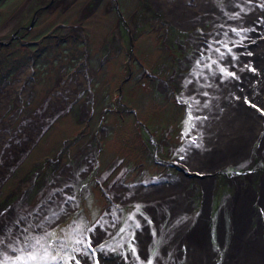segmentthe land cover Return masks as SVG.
I'll return each mask as SVG.
<instances>
[{
    "label": "rangeland",
    "instance_id": "obj_1",
    "mask_svg": "<svg viewBox=\"0 0 264 264\" xmlns=\"http://www.w3.org/2000/svg\"><path fill=\"white\" fill-rule=\"evenodd\" d=\"M118 3L120 13L114 0H0V120L14 145L34 135L0 177V264H15L3 250L13 246L35 251L28 264H193L185 233L198 224L205 232L199 249L209 251L199 264H228L237 230L231 198L247 185L254 190L249 227L259 222L264 236V108L247 86L259 91L249 82L259 76L264 92V0ZM33 15L30 30L7 45ZM43 33L79 41L76 58L55 50L57 58H40L33 73L24 62L7 76L17 56L9 46L21 51ZM229 86L242 91L238 101ZM227 107L253 117L243 153L210 171L189 169L187 150L197 152V140ZM64 167L75 178L66 181ZM72 180L69 193L55 184ZM179 183L169 195H182L184 207L153 187ZM137 187L144 190L129 191ZM43 189L50 192L35 203L38 227L27 208ZM251 244L263 252L261 242Z\"/></svg>",
    "mask_w": 264,
    "mask_h": 264
},
{
    "label": "bare ground",
    "instance_id": "obj_2",
    "mask_svg": "<svg viewBox=\"0 0 264 264\" xmlns=\"http://www.w3.org/2000/svg\"><path fill=\"white\" fill-rule=\"evenodd\" d=\"M220 14L219 11H217L214 15ZM254 19H258L259 17H253ZM257 21V20H256ZM187 23V21H184ZM263 35H264V26L262 28ZM248 35V34H247ZM249 46V45H248ZM261 48V46L257 45ZM264 64V62H261ZM259 67V65L257 66ZM262 67V66H260ZM259 69V68H258ZM264 69V68H260ZM258 73V72H257ZM254 74V73H253ZM261 77L264 76V72L260 73ZM251 80L249 82L256 83L259 86V91H254L256 86H254V89L250 86L249 93H252V98L254 97L257 99V102L260 104L259 108L263 110L264 108V92L263 89L260 88L261 85H263V81L260 79L259 76L250 78ZM59 82V79H58ZM230 92L235 94V100L236 98H240L242 96V91L239 92L236 89H233L229 86ZM225 89V88H224ZM218 91V90H217ZM219 92V91H218ZM243 94H247L244 90ZM3 96V93L0 92V98ZM257 96V97H256ZM237 100V101H238ZM237 103V102H236ZM2 105V104H1ZM1 105H0V112H1ZM217 105L212 106V108L217 107ZM198 109L197 107H195ZM194 108V109H195ZM196 111V110H195ZM200 111V107L199 110ZM226 116L223 121L221 122H215L211 123L210 126L207 128L208 135H201V139L197 140L196 145V151L187 150L186 154V160L187 163L186 167L189 166L191 170L198 169L200 171L207 170L210 171L213 167L219 165L222 160L232 159L233 157H237L243 153L244 148L246 147V142L250 140V137L254 134L253 133V117L248 111H243L239 116L236 115L235 108H229L226 109ZM196 130L199 132L201 130L200 127V117L196 113ZM246 116L250 117L247 118ZM237 117V118H236ZM46 120V118L44 119ZM42 121L40 122V127H37L39 123H35L36 130L41 128ZM229 122H232L229 124ZM7 121H1L0 120V139L1 135L6 133V138L1 144L2 146H6V148L3 150V152L0 154V177L7 172L11 165L14 163V161L20 156V154L24 151V149L27 148V145L31 142V140L34 138V135L31 139H26L23 137L24 133H20L19 136L23 137L18 140H21L18 144L14 145L11 139V136L13 135V132L9 130V128L6 126ZM256 129L258 128L257 124L261 126L260 121H256ZM198 128V129H197ZM196 132V133H197ZM12 134V135H11ZM36 134V133H34ZM11 135V136H10ZM18 137V136H17ZM30 137V136H29ZM26 139V140H25ZM264 139V138H263ZM24 140V141H23ZM64 174V178L70 179L75 178L77 175L75 171H69L68 167H64L61 171ZM74 180H72L70 183L64 184L63 182L59 181L57 184L61 189L63 190L64 187L67 188V192L69 193V187L71 186V183ZM182 183V182H181ZM181 183L175 185V186H165L163 184L153 185L156 191H158L159 194H164L166 197L172 193L177 192V189L181 187ZM205 185H207V181L205 180ZM173 187V188H172ZM136 190H144L139 187L135 189L129 190L131 193L135 192ZM47 189L41 190L36 196L35 202L27 208L28 211H32L34 214V221L36 223V226L42 227L44 223L41 222V219H38L35 212V206L39 200L43 201L45 197L48 195ZM140 194V193H139ZM254 196V190L250 185H247L246 187H240L237 189L236 193L233 196V199L231 198V207H230V218L232 221L233 226L237 227V230L234 231L232 240L230 243V251L228 256V264H264V236L262 235V224L259 222L256 226V229H250L249 223H251L252 216L254 217L255 214L252 212V199ZM171 205L181 206L184 207L186 205V199L180 195V197H177L176 199H172V197L169 195L168 197ZM39 201V202H40ZM62 203L66 204L65 207L68 206V202L65 199H61ZM38 202V203H39ZM260 203L264 206V178L261 182V192H260ZM35 204V205H34ZM34 206V209H31ZM61 213L62 208L59 209ZM26 212V211H25ZM110 216V213L107 214V217ZM50 216H48L49 218ZM54 217L56 215L54 214ZM29 220L27 221V223ZM202 223V222H201ZM201 224H198L194 226L192 229H190L186 234L187 241L190 243H194V250L192 249L190 252L191 255H193L197 259L198 262L193 261V264H199V262L203 261V253L207 255L209 251H201L199 249V244H201L202 237L204 235V231L202 230ZM258 227V228H257ZM263 236V237H262ZM4 238H1L3 241ZM138 240L142 242L143 238L139 237ZM8 241V237H7ZM257 242L263 245L261 252L257 245L251 244V242ZM32 248V247H30ZM28 247V249H30ZM198 249V250H196ZM5 254H8L9 257H11L10 261L19 264V262H22L23 264H28L30 262V258L35 256L36 253L34 250L28 253H21L17 250H15L13 247H7V249H3ZM7 252V253H6ZM194 252V253H193ZM42 254V253H41ZM231 257H234L235 260H231ZM1 260V259H0ZM1 263V262H0ZM21 263V264H22ZM104 264H110L109 262H105ZM112 264V263H111Z\"/></svg>",
    "mask_w": 264,
    "mask_h": 264
},
{
    "label": "flooded vegetation",
    "instance_id": "obj_3",
    "mask_svg": "<svg viewBox=\"0 0 264 264\" xmlns=\"http://www.w3.org/2000/svg\"><path fill=\"white\" fill-rule=\"evenodd\" d=\"M114 1H115V8L117 9L118 13H120L118 6H117L119 4L118 0H114ZM154 3H155V1H154ZM160 3H162V1ZM49 4H52V2ZM34 15L31 18V21L29 22V24L24 25L23 27H21V26L16 27V31L11 33L10 39L6 42L7 45H10V43L12 41H14L17 36H19V34L21 33V31L23 29H26L28 31L30 30V28L33 26L32 23L34 22L33 21ZM42 36H44V37L41 38V35H40L38 38L36 35V36H33L32 39L30 38V40L27 39V41L29 40V43L22 45L23 48L21 49V51H20V45L19 46H13V45L9 46L12 54H16L17 56L14 58L16 62H13L11 64V67L7 66L8 75H9V73L14 72L15 69H17L24 62H26V63H25V65L22 66V69L24 70L25 66H27L28 73L29 72H30V74L33 73V71H34L33 65L36 68H39V65H40L39 59L40 58L44 57L43 59H45V60L46 59L47 60H55L57 58V55L54 54L55 50H59V53L63 54L64 56H66V54H68V53L73 52L74 57L76 58L77 43L79 41H77L72 36L71 37L68 36V38H67L64 36L46 35V33H43ZM23 38H25V37L23 36L19 40H21ZM26 38H29V37L27 36ZM24 55H27V56L29 55V57H27L25 60L21 61V59L23 58ZM50 57H52V58H50ZM35 70H37V69H35ZM2 72H3V70L1 71V73Z\"/></svg>",
    "mask_w": 264,
    "mask_h": 264
},
{
    "label": "snow or ice",
    "instance_id": "obj_4",
    "mask_svg": "<svg viewBox=\"0 0 264 264\" xmlns=\"http://www.w3.org/2000/svg\"><path fill=\"white\" fill-rule=\"evenodd\" d=\"M228 75H234V73H228ZM253 106H255V105H253ZM78 243H79V241H78ZM90 246V245H89ZM31 259H36V257L35 256H33V257H31ZM53 259H55V257H53ZM74 259V258H73ZM76 264H79V261L77 260L76 261ZM149 264H150V262H149Z\"/></svg>",
    "mask_w": 264,
    "mask_h": 264
},
{
    "label": "trees",
    "instance_id": "obj_5",
    "mask_svg": "<svg viewBox=\"0 0 264 264\" xmlns=\"http://www.w3.org/2000/svg\"><path fill=\"white\" fill-rule=\"evenodd\" d=\"M11 73H9V75H10ZM7 76H8V74H7ZM4 77H6V76H4Z\"/></svg>",
    "mask_w": 264,
    "mask_h": 264
}]
</instances>
